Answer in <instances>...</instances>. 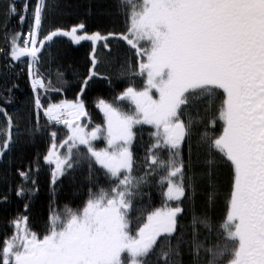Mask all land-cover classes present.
Here are the masks:
<instances>
[{"label": "snow or ice", "instance_id": "obj_1", "mask_svg": "<svg viewBox=\"0 0 264 264\" xmlns=\"http://www.w3.org/2000/svg\"><path fill=\"white\" fill-rule=\"evenodd\" d=\"M53 7L24 0L18 9L9 0L0 20V183L24 201L0 234V264H264V0H112L107 14L124 27L107 34L88 33L83 22L46 29ZM13 18L19 28L9 30ZM58 37L91 41L92 50L79 92L52 102L49 94L68 85L59 68L52 78ZM110 38L126 44L122 58H113ZM103 62L119 65L115 76L126 87L97 99L103 120L93 125L86 90L96 79L112 84ZM21 74L32 94L23 114L9 111ZM144 126L151 130L141 159L134 148ZM37 135L47 138L43 162L37 154L25 166L22 158L13 187L12 153ZM42 163L53 187L83 174L87 199L76 208L50 205L41 232L27 213ZM223 168L229 190L217 223L196 202L203 194L215 207ZM153 187L159 207L145 191Z\"/></svg>", "mask_w": 264, "mask_h": 264}, {"label": "trees", "instance_id": "obj_2", "mask_svg": "<svg viewBox=\"0 0 264 264\" xmlns=\"http://www.w3.org/2000/svg\"><path fill=\"white\" fill-rule=\"evenodd\" d=\"M9 0H0V20L3 19V13L7 8ZM36 0H31V3H35ZM112 0H46L49 5L54 7L48 12L44 21L45 28L62 27L70 29L74 24L83 22L86 25V31L88 33L100 31L103 34H107L108 31L119 32L124 27L121 19L110 16L107 14L108 5ZM24 0H16V6L21 9ZM27 23L24 24L23 30L27 31ZM9 30L18 29L17 20L13 18L8 25ZM2 29H0V47H3L4 41L2 39ZM110 46L113 58L119 56L123 57L126 51V44L120 41L118 38H110ZM99 51L103 53L100 45H97ZM92 50L91 41H81L79 44L72 42L69 37H58L55 39L52 46V51L57 55L58 59L52 65L53 67V80H55V69L59 68L61 72L65 74V79L68 81V85L59 95L49 94L52 102H58L61 99L72 100L79 92L78 85L84 78L85 73L90 67L89 53ZM27 59V58H25ZM122 62V61H121ZM2 64V60H0ZM119 65L116 63L109 64L103 62L100 65V71L105 74L112 75V84L109 85L106 81L96 79L91 82L89 88L86 90L87 106L90 113L92 124H101L103 120L102 113L95 107V103L98 98H104L111 100V98L121 92L126 84L115 76L118 71ZM19 71V69H17ZM19 85L15 90L13 103L9 107L11 112L13 109H20L21 113H26L30 110L31 106V90L26 75L21 74L19 78H13ZM140 81L137 79V84ZM3 85V79L0 78V87ZM47 99V98H46ZM44 118H41V124H44ZM0 123H3V118L0 117ZM22 122L21 130H23L24 124ZM149 126H144L143 129L138 131L135 141L134 151L136 155L143 158L144 145L149 142ZM28 137H22V140H27ZM99 147H103V143L97 142ZM47 150V138L37 135V137L27 144H18L16 150L12 153L15 157V165L9 170L13 173L9 177V183L14 187L19 182V177L15 176V168L21 164L23 158V164L27 166L29 160L34 159L37 154L40 155V159L43 162V155ZM3 167H0V172H3ZM50 171L51 167L43 165L38 176V192L31 199L30 211L27 213L30 217V223L34 226V230L43 231L45 221L49 216V206L63 209L65 205H69L73 208L82 207L83 203L87 199V188L85 187L86 181L83 174H78L73 180L71 177L64 178L61 182H58L54 187L50 184ZM104 181L101 179V184ZM219 189L220 197L214 208L208 209L205 204V197L203 194L197 197L196 212L201 213L208 211L212 215L215 222H219L225 213V197L229 190V173L226 168L219 170ZM146 192L151 193V203L154 207L161 205V196L158 188L145 189ZM8 192L9 201L0 203V234L5 231L6 221L18 211L24 212V201L18 199L14 192L8 191V186L4 183H0V194ZM145 201L149 200V196L144 197ZM183 207L185 208V216L181 221L182 224L188 225L191 222V205L188 201H185ZM187 256H185V260Z\"/></svg>", "mask_w": 264, "mask_h": 264}]
</instances>
